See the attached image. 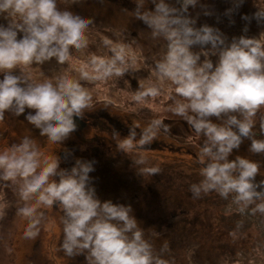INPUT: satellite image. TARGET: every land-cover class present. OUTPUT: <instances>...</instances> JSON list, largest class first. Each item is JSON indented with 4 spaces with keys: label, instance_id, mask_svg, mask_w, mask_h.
Here are the masks:
<instances>
[{
    "label": "clouds",
    "instance_id": "9594fccd",
    "mask_svg": "<svg viewBox=\"0 0 264 264\" xmlns=\"http://www.w3.org/2000/svg\"><path fill=\"white\" fill-rule=\"evenodd\" d=\"M145 2L149 0H135L136 19L143 21L153 36L163 38L166 47L152 70L155 82L141 85L129 100L144 107L170 89L175 95L170 97L173 104L169 110L203 137L196 153L202 179L190 185L193 196L215 191L225 200L230 198V209L242 215L264 214V188L258 190L255 182L261 172L259 162L241 155L229 159L244 138L251 141V153L264 154V137L256 136L257 131L264 133V32L258 37L240 35L229 40L217 27H197L196 18L186 14L198 0H176L180 7L170 0H150L154 5L151 10L144 7ZM243 2L233 0L225 14L231 16ZM0 17L7 20V24L0 23V119L6 112L20 116L26 108L33 109L25 115L26 121L50 142L62 144L76 130L75 118H82L84 110L91 107L92 93L70 75L62 73L36 82L23 69L53 58L71 65L72 50L88 45L92 20L62 10L57 0H0ZM241 18L264 24V7ZM18 34L22 35L18 38ZM102 43L111 55L90 56L79 68L81 79L106 81L137 66V53L130 46L108 39ZM162 131L166 133L168 125L153 118L139 132L135 125L130 127L127 136L114 130L111 139L118 151L135 154L136 162L142 164L146 160L143 146ZM60 163L58 156L40 151L28 136L0 150V181H22L20 198L28 201L34 197L36 201L17 209L29 218L25 238L35 239L41 232L44 215L37 213V207L56 205L62 209L59 247L64 255L84 253L88 264H169L144 237L131 205L97 196L90 175L94 161L77 158L71 168H62ZM159 171L158 167H144L140 174ZM5 207L6 202L0 200V215ZM165 250L166 245L160 253Z\"/></svg>",
    "mask_w": 264,
    "mask_h": 264
},
{
    "label": "rangeland",
    "instance_id": "374dc122",
    "mask_svg": "<svg viewBox=\"0 0 264 264\" xmlns=\"http://www.w3.org/2000/svg\"><path fill=\"white\" fill-rule=\"evenodd\" d=\"M116 1L75 0L73 3L71 0H57V6L62 10L91 18L92 24L87 31L88 45L81 50H72L71 65L67 62L57 63L53 58L43 64H33L23 69V72L36 82L62 73L70 75L92 93V105L87 110L105 108L110 114L132 122L138 132L153 118L162 119L168 125V131H162L152 140L156 141V146H143L146 156L144 163H137V156L133 153L118 151L111 134L92 131L88 127L76 129L62 144H54L26 121L25 115L34 111L27 108L20 116L6 112L0 119V150L28 136L36 142L40 151L58 156L62 168H71L77 158L94 161L95 170L90 175L94 178L97 196L101 200L110 199L114 203L131 205L144 237L152 243L157 254L164 258L170 255L172 263L264 264V214L246 212L242 215L230 209V198L225 200L215 191L202 193L199 197L191 193L190 185L202 179V165L197 162L196 153L203 143V137L198 136L182 117L169 110L173 104L170 97L175 94L169 89L168 94L152 98L144 107L134 106L129 100V96L139 90L141 85L146 87L155 82L152 70L165 50L166 41L153 36L151 29L136 19L135 0ZM201 1L204 0H198V6H189L186 13L196 18L197 27L203 24L217 27L229 40L240 35L258 37L264 32V24H258L255 19L243 23L241 17L244 14L236 15L233 12L229 16L225 11L223 18L212 11L210 15H205L210 7L204 4L217 0H207L204 4ZM255 1L256 7H264V0ZM170 3L181 6L176 0H170ZM148 4H152L150 0L145 2L144 7L151 10L147 8ZM231 4L229 6L224 0L216 8L222 11L224 7L232 8L233 1ZM248 9L249 6L244 7V11ZM0 23L7 24V20L0 17ZM105 39L130 46L137 53V66L121 77L106 81L81 79L79 68L90 56L111 55L109 48L102 43ZM212 59L215 61L216 57ZM15 71L16 74L20 73L19 69ZM212 119L216 120L215 117ZM256 120L258 128L259 113ZM256 136L264 137V133L257 131ZM65 142L67 146L75 147L76 155L64 148ZM250 143L248 138H244L229 159L241 155L255 160V153L249 151ZM257 157L261 172L255 181H264V161H260L264 159V154H258ZM144 167H158L160 171L155 175H141L140 169ZM20 184L22 181L19 180L0 181V200L6 202L0 215V264H88L86 254L68 257L60 249L63 226L60 223V209L56 205L38 206L37 213L44 215L41 232L35 239L24 237L29 218L20 215L17 209L25 204H35L36 201L34 197L28 201L20 198ZM173 214L176 216L173 217ZM51 215L53 218H49ZM186 218L191 224L187 223L185 227L188 229L192 225V233L179 238L178 231L172 229L175 223ZM199 221L204 223L206 229L202 228L203 223L198 225ZM198 228L199 231L194 233ZM165 245L166 250L160 253Z\"/></svg>",
    "mask_w": 264,
    "mask_h": 264
},
{
    "label": "trees",
    "instance_id": "16d2710c",
    "mask_svg": "<svg viewBox=\"0 0 264 264\" xmlns=\"http://www.w3.org/2000/svg\"><path fill=\"white\" fill-rule=\"evenodd\" d=\"M206 1L207 0H204V1H201V2H202V4H204L203 2H206ZM225 1L228 2L229 6L232 5L231 3H232L233 0H225ZM114 2H117V1L114 0ZM221 2H224V0H217L215 3H211V1H210L209 3L204 4V5L210 7L207 11H209V12L216 11L218 13V15H220V16H222L224 18V16H225L224 12L226 11L227 8L224 7V10H222V11H220V10H218L216 8L217 7L216 5H218ZM256 4L257 3H256V1L254 2V0H244V2L242 4H240V6L234 11V14H236V15L244 14V15L249 16L248 15V13H249L250 15H252L257 10ZM197 6H198V4H197ZM245 6H249V9L247 11H244V7ZM147 8H152L153 9L154 5L153 4H148ZM246 22H247V20H243V23H246ZM83 118L88 122L87 127L89 128V130H92V131L93 130H98V131H100L102 133H105V134H111L115 130V131L119 132L121 134V136H126V135L129 134L130 127L134 126L132 124V122H130L129 120H125V119H123L121 117H117L116 115H112L105 108L96 109V110H95V108H93V110L92 109H89V110L85 109ZM126 128H127V130H126ZM66 144H68V143L65 142V147L64 148L66 150L68 149L71 154H75L76 155V151L74 150L75 147H72L71 145L67 146ZM148 145L156 146V141H153L152 143H150ZM148 145H145V147L148 146ZM154 149L157 150V148H154ZM257 156H258V153H255L254 157H255L256 161H257V158H259ZM260 161H264V159H262ZM261 181L262 180H260V181L256 180L255 181L257 183V185H259L258 190H261L262 188H264V185H260ZM59 213H60V215H62V209H60ZM180 214H184L185 215V213H177L176 215H180ZM176 215L173 214L172 216L175 217ZM51 217L53 218V215H51L49 218H51ZM187 223L189 225L191 224V222L187 218L184 219V220H181L178 224L175 223L172 231H178L179 238L181 236H182V238H184V234L186 236H189V234L192 233L191 228H193V226L191 225L190 228L187 229V227H185V225ZM202 223H203L202 221H199L198 225L201 226ZM202 228L206 229V227L204 226V223H203ZM198 231H199V228L196 229L194 231V233H197ZM170 248L173 249L172 245H171ZM166 256H167L168 259L164 258V257L163 258L168 260L169 264H176V263H172L169 260L170 259V255L167 254ZM176 262H177V264L179 263L178 261H176ZM181 264H183V261H182Z\"/></svg>",
    "mask_w": 264,
    "mask_h": 264
},
{
    "label": "water",
    "instance_id": "95a60500",
    "mask_svg": "<svg viewBox=\"0 0 264 264\" xmlns=\"http://www.w3.org/2000/svg\"><path fill=\"white\" fill-rule=\"evenodd\" d=\"M75 120H76V124H77L76 129H84L87 126V122L83 118L77 117V118H75Z\"/></svg>",
    "mask_w": 264,
    "mask_h": 264
},
{
    "label": "flooded vegetation",
    "instance_id": "af4514ba",
    "mask_svg": "<svg viewBox=\"0 0 264 264\" xmlns=\"http://www.w3.org/2000/svg\"><path fill=\"white\" fill-rule=\"evenodd\" d=\"M112 1V0H111ZM113 2H114V0H113Z\"/></svg>",
    "mask_w": 264,
    "mask_h": 264
}]
</instances>
